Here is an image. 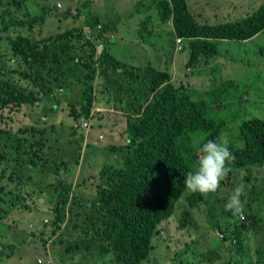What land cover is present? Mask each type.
Returning <instances> with one entry per match:
<instances>
[{
	"label": "trees",
	"instance_id": "1",
	"mask_svg": "<svg viewBox=\"0 0 264 264\" xmlns=\"http://www.w3.org/2000/svg\"><path fill=\"white\" fill-rule=\"evenodd\" d=\"M4 1L0 0V7H5L0 10V19L9 12L13 16L9 6L21 10L26 3L10 0L5 5ZM257 1L260 4L251 14L228 22L219 20L221 11L240 14L244 6L241 0H153L151 6L162 24L172 23L179 52L185 53L183 42L188 43L186 72L192 73L194 66L208 65L224 56L221 41L245 42L264 36V0ZM129 4L126 0L124 6ZM38 10L33 16L28 10L22 18L13 16L14 22L6 28L8 36H0V200L12 193L14 177L32 181L25 170L33 164L46 169L53 151L58 156L71 154L74 170H69L71 157L62 158L54 165L59 178L52 189L48 187L56 196L50 201L42 238L48 232L52 245L62 249L61 259L52 262L143 264L150 260L155 250L153 240L163 233V224L173 216L178 203L185 198L189 208H196L205 201L206 195L188 191L184 181L187 173L196 170L199 147L208 140L222 141L226 124L213 118L212 110L227 106L230 99L223 102L219 97L231 93L235 85L231 80L222 81L211 97L196 95L201 99L198 101L190 83L180 80V74L174 79L168 69L156 67V61L144 68L132 59L121 61L115 43L121 29L113 16L97 15L85 2L80 7L84 24L37 38L35 29L39 28L37 32L42 35L38 22L52 13L43 5ZM12 30L16 31L14 36L10 35ZM259 54L264 59V47ZM234 99L242 105L243 97ZM63 101L69 103L64 112L71 122L63 127L65 142L60 144L61 139L54 137L57 126L40 127L38 117L31 116L29 110L43 103L41 122L51 120V114H55V121ZM99 101L110 105L109 113L94 112ZM108 114L111 119L98 122V138L104 137V148L120 154L124 165L117 170L109 168L112 173L106 183L103 180L108 171H101L95 181L96 196L85 200L79 187L85 189L86 184L93 183L82 179L81 172L82 184L73 180L78 166L80 171L86 140V131L79 130L75 123L80 126L83 118L92 122L94 116L104 120ZM238 134L243 147L239 148L237 141L228 145L234 157L228 164L230 177L221 181L216 191L222 201L239 181L251 183L253 168L264 166V120L243 121ZM194 139L199 141L197 145ZM242 172L246 174L242 176ZM66 173L65 178L62 174ZM36 185L40 187L38 182ZM256 197L255 190H243V218L238 217V225L232 220L231 227H217L224 233L222 242L230 241L233 252L242 250L247 230L256 226L264 229L260 206L254 203ZM223 214L226 218L233 216L226 210ZM47 240L43 238L45 244ZM257 244L259 248L264 245V236ZM258 254L255 250L250 264H261ZM43 261L48 262L49 257Z\"/></svg>",
	"mask_w": 264,
	"mask_h": 264
},
{
	"label": "rangeland",
	"instance_id": "2",
	"mask_svg": "<svg viewBox=\"0 0 264 264\" xmlns=\"http://www.w3.org/2000/svg\"><path fill=\"white\" fill-rule=\"evenodd\" d=\"M125 1L26 0L21 10L16 6H9V9L13 16L19 19L22 18L26 10L33 16L36 11H39L40 5L46 9L51 8V16L37 24L42 29V35L40 36V33L37 32L39 28L34 31L37 38H48L55 31L61 32L74 27L78 28L84 24L80 7L82 8L86 2L91 5V10L95 14H109L118 23L121 29L120 38L115 42L118 43L117 54L120 56L118 58L123 62L126 59H132L131 62L141 66L142 61L139 56H136L138 45L146 43L159 52L163 49H169L173 41L170 35L171 29L169 24L157 27L159 19L155 15L154 5L151 6L153 0H129L130 4L124 6ZM241 1L244 6L240 14L223 10L219 20L235 21L242 16L251 14L253 8H258L260 4L257 0ZM8 3L10 0L4 1L5 5ZM151 8L153 9L150 10ZM68 10L70 11L66 15H60L65 14ZM79 13L81 14L80 17ZM145 21H147V25L144 24ZM15 34V30L10 33L11 36ZM117 36L119 37V35ZM126 40L129 41V44ZM182 47L186 52L177 54L179 74L183 77V79L180 77L179 79L184 83H190V90L195 96L201 95L203 98H209L220 82L231 80L234 83L235 88L230 91L231 93L219 97L223 102L230 99L229 103L223 109H213L212 117L224 121L226 124V132L222 141H226L228 145L237 141V146L242 148L243 143L237 138L239 127L243 121L250 118L264 120V59L259 54L261 48L264 47V36L260 35L245 42L221 41L219 47L224 56L212 59L208 65L203 64V70L199 66H194L192 73L186 72L188 69L186 67L188 43L184 41ZM152 57L153 54L149 53L145 65L141 67H147ZM235 96L243 97L242 105L237 103V100L234 99ZM195 99L201 100L197 99V96ZM95 104L98 105L99 103L96 102ZM67 105L69 103L63 101L62 108L58 112L64 128L68 122H71L68 112H64ZM44 106L43 103H40L38 106H32L29 110L31 116L38 117L40 127L44 124H54L53 117L55 114L50 115V121L41 122ZM64 128L54 134L58 141L61 139L60 144L65 142ZM100 132L96 124L91 130L90 138H88L89 130L86 132L85 146H83L81 154V178L90 179V182L93 183L90 186L86 184L85 189L79 187V191L85 200L96 196L95 181L99 179L101 171H108L103 180L106 183V177L112 173L109 168L117 170L124 165L120 154L110 153L111 151L104 148L106 146L104 141L98 140ZM96 139L97 144H94ZM54 145L59 148V144ZM56 154L57 152L53 151V154L49 155L51 160L46 169H42L36 163L29 170H25V173L32 177V181H27V178L18 179L14 177V182L11 184L12 193L4 195L0 200V250H4L3 253H0V264H37L39 259L42 260H39L41 263L38 264H54L53 259H61L62 249L52 245L53 238L49 237L48 232L43 234V238L48 239L45 244L41 233L45 227L44 222L50 213V201H53L56 196L48 191V187L50 186L52 189V185L59 178L56 173L58 167L54 165L62 162V158L71 157L69 170L75 168V160L71 154L69 156ZM251 173L254 175L251 183L239 181L238 186H242L243 190L250 192L255 190L257 201L254 203L256 206H260L258 212L260 219L264 222V166L253 168ZM245 174L242 172V176ZM62 175L67 177V173ZM229 177L226 176L225 179L228 178V181ZM73 180L79 182V173ZM74 181L73 184H75ZM36 182L40 184V187L36 185ZM17 183L19 186L16 185ZM81 184L79 182V186ZM226 194L228 195V193ZM230 196L228 195L226 201H222L218 192L206 194L205 201L196 208H192V206L189 208L188 202L183 198L178 203L173 216L164 222L163 233L153 240L155 250L151 252L150 260L143 264H210L209 260L215 253L210 246L219 242V239L213 235L210 225L214 226L217 221L221 220L228 222L233 220L235 216L226 218L223 214L224 205ZM208 233L211 235L208 238V245H205V235ZM198 235H200L199 240L197 239ZM48 255H50L49 261H43Z\"/></svg>",
	"mask_w": 264,
	"mask_h": 264
},
{
	"label": "crops",
	"instance_id": "3",
	"mask_svg": "<svg viewBox=\"0 0 264 264\" xmlns=\"http://www.w3.org/2000/svg\"><path fill=\"white\" fill-rule=\"evenodd\" d=\"M102 6L104 7V5H102ZM157 23H158L157 27L164 26V24H162L160 21H158ZM167 24H169V28L171 29L170 35L173 39L171 47L169 49H163L162 51L159 52L146 43L139 44L137 56H139V58L141 59V61H142L141 66H142V65H145L146 60L148 58V54L152 53L153 57H152V60L149 61V64H152L153 62L156 61L157 62L156 67L168 69V71H170L172 73L173 78L175 79L176 74H179L177 54L181 53V52H179V50H178L179 45H177L178 42H176V37L173 35V32H174L173 25H172V23H167ZM117 38L119 39L120 35H119V37L117 36ZM255 38H257V37H255ZM126 42L129 44L128 40H126ZM183 44H184V42H183ZM197 66H199L203 70V67H202L203 64H199ZM98 103L99 104L96 105L94 112L104 111V112L109 113L108 107H110V105H105V104H107L106 101H99ZM109 119H111L110 114H108L104 120L101 119L100 117H97V119H96L94 116L93 120L91 122L92 126L89 129V133L91 134V130L93 129L94 124H96V126H98V122L107 121ZM52 125L57 126L56 133L59 132L63 128V124H62V121L60 120V117H58V119L55 120L54 124H52ZM90 134H89V136H90ZM89 136H88V138H89ZM98 139L102 140V139H100V137ZM94 144H97V141ZM77 171H78V173L80 172L79 169H77ZM223 195H227V194L223 192ZM220 197H221V195H220ZM221 200H222V198H221ZM248 201H249V198H248ZM243 204L246 205L247 202L244 201ZM241 215H243V214L241 213V214L233 215V216H235L233 218V221H232L233 225H238V217L240 219ZM48 218H49V216H48ZM230 224L231 223L228 221L221 220V221H217L216 224H214L215 227L213 225H210V229H212L213 235L216 236L217 231H220L217 227L224 228L226 226H229V227L233 226ZM210 235L211 234L208 233V238H210ZM263 236H264V229L257 228V226L254 228H250L244 234L242 250L239 251V249H237L234 252L230 250V244H231L230 241L224 243V242H222L223 239L222 240L219 239V242L213 243V245L210 246V248H212L213 251H215V253L213 254L214 261H210L209 263L210 264H250L249 261H252V255L254 254V251L257 250V251H259L258 259L261 262V264H264V245L259 248V246L257 244L258 239H260ZM208 238L206 239L205 245H208ZM48 252H49V250H48ZM48 257H50V255H48ZM51 259H52V257H51ZM39 260H38V263H39ZM216 260H217V262H216Z\"/></svg>",
	"mask_w": 264,
	"mask_h": 264
},
{
	"label": "clouds",
	"instance_id": "4",
	"mask_svg": "<svg viewBox=\"0 0 264 264\" xmlns=\"http://www.w3.org/2000/svg\"><path fill=\"white\" fill-rule=\"evenodd\" d=\"M5 7H0V10ZM14 22L12 14H9L0 19V36L7 37L6 28ZM199 141L193 140V144L197 145ZM199 157L195 172H189L186 174L184 185L186 189L192 193L209 194L215 193L219 187L221 181H223L231 168L228 164L234 160L232 153L229 150V146L226 141H214L208 140L202 146L199 147ZM243 195L242 186L236 187L226 204L225 210L232 212L233 215L242 213V201ZM154 245V244H153ZM153 252V251H152Z\"/></svg>",
	"mask_w": 264,
	"mask_h": 264
},
{
	"label": "built area",
	"instance_id": "5",
	"mask_svg": "<svg viewBox=\"0 0 264 264\" xmlns=\"http://www.w3.org/2000/svg\"><path fill=\"white\" fill-rule=\"evenodd\" d=\"M75 124H76L75 126L78 127L79 130H85L86 132L91 128L90 120L85 119V118H83L81 120L80 126L78 125V123H75ZM100 138L102 139L103 137L101 136ZM241 218H243V215H241ZM46 222H48V220H46L45 223ZM216 236L218 237V239L222 240L224 238V233L221 231H217ZM234 242H236V241H234ZM39 263H41V261H39Z\"/></svg>",
	"mask_w": 264,
	"mask_h": 264
}]
</instances>
